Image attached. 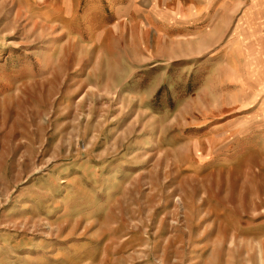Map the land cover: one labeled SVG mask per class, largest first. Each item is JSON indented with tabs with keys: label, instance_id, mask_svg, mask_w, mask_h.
<instances>
[{
	"label": "rangeland",
	"instance_id": "374dc122",
	"mask_svg": "<svg viewBox=\"0 0 264 264\" xmlns=\"http://www.w3.org/2000/svg\"><path fill=\"white\" fill-rule=\"evenodd\" d=\"M0 264H264L260 0H0Z\"/></svg>",
	"mask_w": 264,
	"mask_h": 264
},
{
	"label": "crops",
	"instance_id": "0c3cea01",
	"mask_svg": "<svg viewBox=\"0 0 264 264\" xmlns=\"http://www.w3.org/2000/svg\"><path fill=\"white\" fill-rule=\"evenodd\" d=\"M237 3V2H236ZM260 4L263 7L264 6V0H260Z\"/></svg>",
	"mask_w": 264,
	"mask_h": 264
},
{
	"label": "bare ground",
	"instance_id": "6f19581e",
	"mask_svg": "<svg viewBox=\"0 0 264 264\" xmlns=\"http://www.w3.org/2000/svg\"><path fill=\"white\" fill-rule=\"evenodd\" d=\"M70 1H71V0H70ZM69 5H70V4H69ZM65 12H66V13L69 12L67 7L65 8ZM65 12H64V14H65Z\"/></svg>",
	"mask_w": 264,
	"mask_h": 264
}]
</instances>
